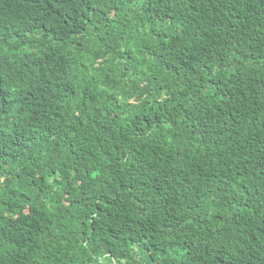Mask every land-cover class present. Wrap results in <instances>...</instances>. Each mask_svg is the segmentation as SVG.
Masks as SVG:
<instances>
[{
	"label": "trees",
	"instance_id": "16d2710c",
	"mask_svg": "<svg viewBox=\"0 0 264 264\" xmlns=\"http://www.w3.org/2000/svg\"><path fill=\"white\" fill-rule=\"evenodd\" d=\"M0 264H264V0H0Z\"/></svg>",
	"mask_w": 264,
	"mask_h": 264
}]
</instances>
